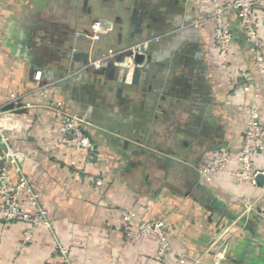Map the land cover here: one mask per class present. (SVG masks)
Segmentation results:
<instances>
[{
    "label": "crops",
    "instance_id": "0c3cea01",
    "mask_svg": "<svg viewBox=\"0 0 264 264\" xmlns=\"http://www.w3.org/2000/svg\"><path fill=\"white\" fill-rule=\"evenodd\" d=\"M232 1L0 0V107L13 105L18 126L7 137L25 155L23 171L48 222L27 247L24 224L0 222V264H54L58 246L71 264H167L153 239L125 240L120 216L129 209L163 219L178 264H264V182L234 176L247 107L264 122V80L235 14H225L233 35L226 60L214 43L212 13ZM255 16L264 38V2ZM135 45L144 59L132 83L119 60ZM109 51L119 53L108 62L112 74L87 67ZM244 85L254 91L242 93ZM47 101L83 119L92 160L57 144ZM214 150L228 151L230 162L203 177ZM251 171L264 176V149Z\"/></svg>",
    "mask_w": 264,
    "mask_h": 264
},
{
    "label": "built area",
    "instance_id": "2783aa9c",
    "mask_svg": "<svg viewBox=\"0 0 264 264\" xmlns=\"http://www.w3.org/2000/svg\"><path fill=\"white\" fill-rule=\"evenodd\" d=\"M264 0H233L232 2L216 6L212 13L215 20L214 43L219 56L226 60L233 41V35L225 22V14H235L239 25L244 32L245 42L250 47L253 55V67L264 80V38L259 30L256 21L255 9ZM99 32L93 30L88 38L94 42L99 40ZM142 47L135 45L120 52L131 53V57H124L122 66L131 73L134 69L133 56L140 54ZM119 53L109 51L103 59L92 61L87 67L99 70L106 66L109 60ZM228 71L230 67L224 64ZM42 73H34V80L41 81ZM48 85H43L40 90H45ZM242 93H251L254 87L244 85L240 88ZM11 102L15 105L18 99L11 95ZM16 106V105H15ZM44 107L52 111L59 123L57 144L65 149L85 151L88 159L95 156L94 147L83 131L84 121L77 115L64 111L58 103L47 101ZM12 110H4L0 107V222L21 223L25 230L22 237V246L27 247L33 242V230L37 225H48L45 212L39 206L36 195L31 191L26 174L23 171V153L15 151L7 137V132L15 129L18 122L12 119ZM246 127L243 135V142L238 149V161L240 170L234 173L238 182H249L255 185L256 174L251 171L253 157L259 155L264 149V122L255 105L246 109ZM230 153L226 150H214L208 165L201 167L199 173L203 177H210L213 174H221L225 171L230 162ZM14 177V181H12ZM100 186L101 181H96ZM22 193L25 198H21ZM120 227L124 238L129 244L136 243L143 239H153L156 244L157 259L167 264H178L179 261L171 260L168 256V242L165 233L163 219L143 220L140 219L132 209L124 211L120 216ZM57 261L54 264H71L66 248H56Z\"/></svg>",
    "mask_w": 264,
    "mask_h": 264
},
{
    "label": "water",
    "instance_id": "95a60500",
    "mask_svg": "<svg viewBox=\"0 0 264 264\" xmlns=\"http://www.w3.org/2000/svg\"><path fill=\"white\" fill-rule=\"evenodd\" d=\"M99 24V28L100 29H105L108 25L105 23V21L103 20H99L98 21ZM124 57H131V53L130 52H126L125 54H123L122 58H120V62L123 61ZM81 58H83L84 62L87 63L88 59H85V56H81ZM144 59L143 55L137 54L135 56H133V63H134V69L132 71V83H136V80L138 78L140 69L139 66L141 65L142 61ZM114 71V66L112 63H108L105 67L99 69L96 71V73L101 74L104 72H110V74H112V72ZM126 88V84L125 83H121L120 85V89L118 91V93H121L122 89ZM9 109H13V105H10V107L4 109V110H9ZM14 112H19L18 110H15ZM255 182L258 184H262L264 182V176L263 175H257L255 178Z\"/></svg>",
    "mask_w": 264,
    "mask_h": 264
}]
</instances>
